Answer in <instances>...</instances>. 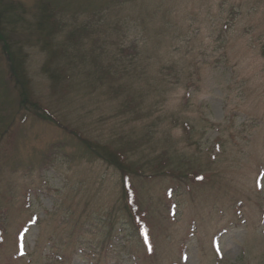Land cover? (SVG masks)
<instances>
[{"label": "rangeland", "instance_id": "obj_1", "mask_svg": "<svg viewBox=\"0 0 264 264\" xmlns=\"http://www.w3.org/2000/svg\"><path fill=\"white\" fill-rule=\"evenodd\" d=\"M5 1L33 21L37 0ZM45 1L67 84L52 93L36 36L11 41L67 130L19 105L0 42V264H264V0ZM71 130L147 175L160 159L192 173L132 178L150 249L119 173Z\"/></svg>", "mask_w": 264, "mask_h": 264}, {"label": "trees", "instance_id": "obj_2", "mask_svg": "<svg viewBox=\"0 0 264 264\" xmlns=\"http://www.w3.org/2000/svg\"><path fill=\"white\" fill-rule=\"evenodd\" d=\"M37 11L32 15V22H26L25 10L12 1L0 0V42L4 53L10 62V70L15 81L19 96V105L26 107L27 110L34 111L35 115L43 119H48L57 126L67 130V127L60 124L57 117L50 114L45 107L34 98L31 87L30 79L28 78L27 71L25 69L26 55L22 52L23 46L20 43L11 41H25L29 38L36 36L44 50L48 51V59L43 65V73L48 76L52 83V93H55L56 87L62 86L60 82L65 85L68 76L65 75V70L62 68L52 67L53 62L61 57L62 48L53 50V38L60 32V22L57 10L53 4L45 0H37ZM74 34V33H73ZM13 36V37H11ZM73 35H71L72 37ZM75 36V35H74ZM50 47L52 49H50ZM54 86V87H53ZM67 88V86H66ZM62 93L66 90L64 87L60 89ZM77 139H80L85 148L88 149L92 158L103 161L110 167H113L120 175L121 178V199L122 210L126 215L127 223L131 227L129 235L148 245L151 248V239L149 235V228L147 225L146 211L142 208L138 200V193L133 185L132 178L140 177H156V176H171L176 178H187L192 173L182 172L178 168H172L169 166L166 159H160L152 163L148 170L151 168L153 173L147 175L142 164H133L130 157V151L127 147H116L113 144H101L97 142L87 141L83 138L82 134L78 131L71 130V132ZM196 173H194L195 175ZM197 181H203V175H195Z\"/></svg>", "mask_w": 264, "mask_h": 264}]
</instances>
